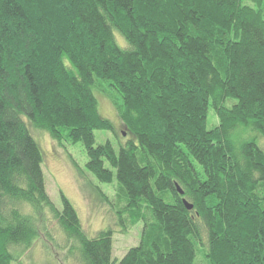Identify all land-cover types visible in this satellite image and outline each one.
<instances>
[{
    "label": "trees",
    "instance_id": "obj_1",
    "mask_svg": "<svg viewBox=\"0 0 264 264\" xmlns=\"http://www.w3.org/2000/svg\"><path fill=\"white\" fill-rule=\"evenodd\" d=\"M263 6L0 0V264L53 230L76 264H115L111 230L88 238L69 201L50 200L30 128L81 144L86 170L117 185L120 225L143 224L116 264H194L198 250L205 264H264Z\"/></svg>",
    "mask_w": 264,
    "mask_h": 264
},
{
    "label": "rangeland",
    "instance_id": "obj_2",
    "mask_svg": "<svg viewBox=\"0 0 264 264\" xmlns=\"http://www.w3.org/2000/svg\"><path fill=\"white\" fill-rule=\"evenodd\" d=\"M244 3L252 5L249 1ZM262 12L264 13V9ZM97 94L95 91L94 96L101 115L110 120L117 132L121 131L122 125L113 104L102 94ZM217 124L216 117L212 110H209L207 129L210 130ZM30 133L42 152V171L46 193L50 200L58 210H62L61 196L67 199L74 208L88 238H94L99 232L111 230L112 260L115 264L118 263L129 249L138 246L143 224L130 226L128 222H125L126 228L120 225V215H118L120 204L117 203L120 193L116 183L101 184L86 170L87 157L81 144L78 143L75 146L59 144L53 141L45 131L33 128H30ZM112 135L107 131H95V145L109 140L117 149L118 145L113 143ZM101 195H105L107 201ZM167 201L169 202L168 199ZM143 211L146 219H151L150 211ZM49 234L56 244L64 247V239L60 231L53 230L52 234L51 232ZM49 237L43 233L41 241L44 244H37L14 264H76L75 260L66 256V249L57 247ZM194 264H205L203 254L199 250Z\"/></svg>",
    "mask_w": 264,
    "mask_h": 264
},
{
    "label": "water",
    "instance_id": "obj_3",
    "mask_svg": "<svg viewBox=\"0 0 264 264\" xmlns=\"http://www.w3.org/2000/svg\"><path fill=\"white\" fill-rule=\"evenodd\" d=\"M176 190L178 192L179 195H183V192L180 190L179 187H176ZM183 204L185 205V207L188 209V210H191L192 209V206L189 205L185 200H183Z\"/></svg>",
    "mask_w": 264,
    "mask_h": 264
}]
</instances>
